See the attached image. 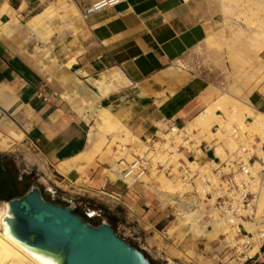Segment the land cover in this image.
I'll return each instance as SVG.
<instances>
[{
  "label": "crops",
  "instance_id": "obj_1",
  "mask_svg": "<svg viewBox=\"0 0 264 264\" xmlns=\"http://www.w3.org/2000/svg\"><path fill=\"white\" fill-rule=\"evenodd\" d=\"M99 1L70 0L83 19L82 31L53 40L48 47L29 42L26 28L44 0H0V31L12 20L18 23L9 26L10 33H0V132L21 134L19 142L13 141L14 151L28 153L26 163L44 174L42 181L49 180L47 171L57 176L53 183L60 196L75 201L74 210L89 219L100 218V223L130 238L127 242L150 263L166 261L170 255L166 246L203 254L204 242L189 239L174 247L173 241L157 238L159 230L168 227L171 211L151 187H127L118 176L111 180L97 162L78 165L83 175L77 168L61 175L56 168L87 147L88 124L68 99L80 84L95 91L90 81L101 74L117 70L127 80L100 105L140 142L156 140L163 132L159 127L163 120L182 128L204 110L212 95L210 81L191 75L179 85L183 77L172 69L203 44L216 23L218 5L215 0H128L87 13ZM188 16L191 22L185 19ZM25 18L30 19L24 22ZM259 59L264 65V52ZM248 102L254 114H264V83L251 92ZM109 194L115 200L108 199ZM237 264H264V247L253 260Z\"/></svg>",
  "mask_w": 264,
  "mask_h": 264
},
{
  "label": "rangeland",
  "instance_id": "obj_2",
  "mask_svg": "<svg viewBox=\"0 0 264 264\" xmlns=\"http://www.w3.org/2000/svg\"><path fill=\"white\" fill-rule=\"evenodd\" d=\"M215 2L218 5V16L214 28L209 31L213 33V39L209 44H202L196 51L188 53L181 60L182 69L180 70L185 73V79L183 78L184 83L190 79L191 75H204L210 81L209 83L211 86L209 87V90L212 91V95L208 100V103H210V106H212L213 102H216V100H218L219 98H223L222 105H226L228 111H214V114L224 116L228 121L226 126H241L242 121L245 117H251L254 120V123H256L254 112L246 110L242 106L244 104H249L248 97L251 92L253 90H256L260 85L264 83V73L263 69L261 68L262 62L259 59V55L262 54L264 50L259 53L249 52L248 47L251 43L250 40L243 36L234 37L232 31H235L236 27L230 21H232L231 17L237 9L239 10L237 13L239 17L237 22L241 26H259L260 21L264 17V0H215ZM256 4H261V6H257ZM41 12H44L45 16L44 18H42L40 23L43 24L44 28L48 29L45 30V33L42 35V37L49 38V43L45 44L43 40H41L42 37L36 38L34 33L28 30L29 32L27 34L29 35L28 37H30L29 42H39L43 46L47 45L48 47H51V42H53V40H63L68 35L77 36L79 32L82 31L83 19L74 9V7L72 8L70 0L66 2L65 0H44V4L41 10L37 12V14ZM73 16H77V21L74 23L73 30L66 32V27L69 24L68 17ZM30 18H25L23 19V21L27 22ZM183 79H180L179 81ZM82 100L85 102L86 98H82ZM70 102L74 112L77 108H82L80 106L81 101L79 98L70 100ZM97 107H103L100 105V101L97 103ZM115 119L119 123L118 127L116 128V130H112L107 134V136H105L104 143L101 146V153L98 154L99 156L95 153L91 154V160H89L87 163L88 165H93L95 162H97L103 165L108 170L107 174L110 175L111 180L116 179V176L113 172H115L117 175L124 166H117L116 163L121 158H124L126 163H130L132 161L131 152L134 151L133 148L138 143V138L131 136V134L128 133V131L123 126H121V123L117 120L116 117ZM87 124L89 127V122H87ZM253 126L254 124L249 127L251 132L253 134H257L264 140V129H255L253 128ZM159 127L162 129V131L166 129L162 125H159ZM184 131L186 132V135H188L190 140L196 142L197 144L207 139V143H209L214 138L213 136L212 138L207 136V131L209 135L212 132V129H208L206 125L200 126L197 131H193V129H191L190 132L186 130ZM2 134L4 136L7 135V133L5 134V132H2ZM131 138L133 141V145H130ZM219 139L222 140L223 137L220 136ZM16 142H19V140H16ZM110 144L111 154L110 156H108L104 153L106 151V147ZM129 145L131 146V148L127 150L125 147ZM226 146L228 147L227 143L223 141V147ZM122 148L123 151L121 152ZM0 154V156H3V158L0 160V169H2L3 172L9 174V179L17 177V182L19 183H17V189L19 192H21L24 186L29 183L31 184V187L36 186L40 189L42 197L45 200L49 201L51 199H54V203L62 206H68L60 199L52 197V195L48 192V188L58 190V188L55 187V183H53L54 180H58L57 176H55L54 174L51 175V173L47 171L49 180L46 179L45 182L42 181L41 177H44V174L38 171L35 166H31L26 163L28 162L26 161L28 153L24 149L23 153L14 151L13 142H10L9 148L5 152ZM13 160H15V162L18 164V168L15 167ZM21 161H23V165ZM113 165H115V167ZM109 169L113 172H110ZM82 170L83 169L80 168L77 169L80 175H83ZM24 178H26V180ZM161 179L166 180L162 177H159L156 180L157 183L149 187L152 188V191L157 196V199L159 200L161 205L165 206L167 202L165 203L164 196H162V194L160 193L162 182ZM145 181L148 182L147 180ZM168 182L173 186H180L179 184H176L174 182ZM78 183L79 181L76 184ZM44 185H46V188H44ZM180 191L181 190L178 191V187L173 190L174 196H176ZM262 197V200H264V196ZM15 198L19 197L16 196ZM262 200L260 203L258 214H262V212L264 211V202L262 203ZM2 203L5 202H0V205ZM74 212L79 216H85L84 212H78L77 210H74ZM179 220L180 219L174 221L171 218L168 219V227L173 225L178 227L180 225ZM88 221V223L93 226H97L100 224V218H91ZM218 223H221V221H219ZM166 230L167 228L159 230L157 238L167 242L173 241L172 243L174 244V247H178L179 245L181 247V245H183L186 241H188L189 239H193L194 241L198 240V242L200 243H206V248L203 254L199 253L196 255L193 254L191 256L187 251L183 252V249L181 250V248L178 250L166 246L167 252L170 255L166 259V261L162 262L161 264H169L168 260H171L174 264H200V261H202L203 264H231L228 261V257L230 256L231 252L220 253L222 247L218 246L217 240H221V238H217L212 242H208L207 238L203 239L202 237H194L192 236V234H181L182 232L179 230L175 231L172 235L167 236ZM212 230V224L210 225V228L205 229L206 232H210ZM116 233L119 237H123L122 239H126L125 241L130 240V238L124 236L122 233ZM221 233L222 232H220L219 235ZM233 264L237 263L233 262Z\"/></svg>",
  "mask_w": 264,
  "mask_h": 264
},
{
  "label": "built area",
  "instance_id": "obj_3",
  "mask_svg": "<svg viewBox=\"0 0 264 264\" xmlns=\"http://www.w3.org/2000/svg\"><path fill=\"white\" fill-rule=\"evenodd\" d=\"M127 1L100 0L87 13L114 8ZM162 123L166 129L156 140L138 141L130 163L124 158L116 163L124 165L118 179L127 187L151 186L159 177L179 184L182 191L165 206L171 211V219L178 220L189 211L206 229L211 224H221L227 230L218 236L220 253L231 252L228 261L236 263L253 260L264 247V211L258 214L259 200L264 196V140L251 132L249 127L254 120L245 117L241 126L232 125L229 131L226 124L213 127L212 134L219 132L223 139L220 142L213 139L210 144L191 141L184 128L170 120ZM223 141L229 150L223 147ZM130 142L133 145L132 138ZM130 145L125 148L129 150ZM216 147L223 151L221 158L216 156ZM48 192L75 209V201L60 196L59 190L48 188ZM107 198L115 200L113 194ZM243 223L249 224L253 231L248 232ZM253 235L259 243L256 253H252L256 245L251 242Z\"/></svg>",
  "mask_w": 264,
  "mask_h": 264
},
{
  "label": "bare ground",
  "instance_id": "obj_4",
  "mask_svg": "<svg viewBox=\"0 0 264 264\" xmlns=\"http://www.w3.org/2000/svg\"><path fill=\"white\" fill-rule=\"evenodd\" d=\"M68 0H65V2ZM258 3V2H257ZM257 6H261V4H256ZM70 6V5H68ZM73 8V6H72ZM75 9V8H74ZM238 11L236 9V12L231 17L233 25L236 27L235 31L233 32L234 37L243 36L250 40V45L248 47L249 52L253 53H259L264 50V17L260 21L259 26L257 27H245L241 26L237 20H238ZM45 12V11H44ZM41 12L39 14H36L33 16L27 23L26 28H28L31 32L34 33L36 38L42 37V35L45 33V30H48L47 28H44L43 24L40 23L42 18H44L45 13ZM185 19L190 20V16L186 17ZM77 21V16L68 17L69 24L66 27V32L73 30L74 23ZM17 21L12 20L8 26H3L0 33L8 34L10 33V27L17 26ZM181 27L177 28V31H180ZM213 39V33L208 32L206 39L204 40L203 44L207 45L209 44ZM45 44L49 43V38H41ZM198 49V48H197ZM197 49L193 50L192 52L196 51ZM261 65V64H260ZM261 68L263 69L264 73V65H261ZM180 69H182L181 61L178 60L174 63V67L172 69V72L175 74H179L181 77L185 79V73L182 72ZM184 79L179 81V85H182L184 83ZM91 82L92 87L95 89L93 91L92 89H89L86 86H83L82 84L79 85V88H77V91L74 95H72V98H69L68 100H73L76 98H79L81 101V107L77 108L75 110V113L80 116L82 119H85L87 122H89V130L87 133V147L84 150L83 153H81L79 156L75 157L74 159L66 162H62L57 166V172L61 175H67L74 169H78V165L83 163H88L89 160H91V154L95 153L96 155L101 153V146L104 143L105 136L112 130H116L118 127V122L116 121L114 115L110 112L109 109L103 108V107H97V103L102 99L107 97L109 94L118 91L121 87L126 85L128 82L124 78V76L117 70H113L111 72H107L105 74H101L98 79H94ZM79 84V83H78ZM82 98H86V101L84 102ZM223 98H219L216 100V102L212 103V106H210V103L206 101L205 109L199 113L192 122L186 124L183 128L184 130L190 132L191 129L193 131H197L200 126L206 125V127L209 129H212L215 126L221 127L223 124H227L228 121L224 116L215 115L214 111L216 112H225L228 111V108L226 105H222ZM246 110L253 111L250 104H244L242 106ZM212 118V119H209ZM256 123H254L253 128L255 129H264V114L256 113L255 114ZM228 128V131L230 129V126H226ZM7 135L4 136L2 132H0V153L5 152L9 148V143L13 142L15 140H20L22 138V135L19 133H15L13 131L6 130ZM207 136L214 137L213 139H216L217 142H220L219 139L222 135L218 132L216 134H212V132ZM212 139V140H213ZM206 143L207 140H203ZM210 144V142L208 143ZM226 150H229V147H225ZM105 155L110 156L111 154V144L106 147V151L104 153ZM223 154V151L220 150L218 147H216V156L221 157ZM99 156V155H98ZM115 167V165H113ZM110 172H113L112 170ZM115 176V172H113ZM161 194L164 196L165 203L170 202L172 203L176 198H174L173 190H175L178 187V191L181 190L180 186L174 185L169 183L166 180L161 179ZM182 191V190H181ZM263 197L259 200V208L260 203ZM264 200H262V203ZM167 204V203H166ZM11 216L9 215L8 206L6 203H2L0 205V264H62V260L59 256H53L50 254H47L45 252H39L36 250H33L24 244H21L19 241H17L15 238H13L10 234H8L7 220H10ZM180 219V225L176 227L175 225L167 227L166 235H172L175 231H181V234H192L194 237H202L207 238L208 242H212L218 238V235L220 232H224V230L227 228L223 225L217 224L212 225L213 230L210 232H206L205 226H202L200 224L196 223L194 213H190L189 211L182 214ZM244 228L248 232H252L253 228L249 226V224L243 223ZM254 236V235H253ZM257 237L254 236L251 242H254L256 245L254 246V250L252 253H256L259 248V243L256 241ZM191 256L193 253L191 251L188 252ZM169 264H174L171 260H168ZM200 264H203L202 261H200ZM233 264V263H231Z\"/></svg>",
  "mask_w": 264,
  "mask_h": 264
},
{
  "label": "water",
  "instance_id": "obj_5",
  "mask_svg": "<svg viewBox=\"0 0 264 264\" xmlns=\"http://www.w3.org/2000/svg\"><path fill=\"white\" fill-rule=\"evenodd\" d=\"M5 203L8 234L33 250L59 256L62 264H151L106 222L89 224L72 206L45 200L36 186Z\"/></svg>",
  "mask_w": 264,
  "mask_h": 264
},
{
  "label": "trees",
  "instance_id": "obj_6",
  "mask_svg": "<svg viewBox=\"0 0 264 264\" xmlns=\"http://www.w3.org/2000/svg\"><path fill=\"white\" fill-rule=\"evenodd\" d=\"M24 179L26 180V178ZM17 183V177L9 179V174L3 172L2 169H0V202L9 201L16 196L21 197L31 187V184L27 183L23 190L19 192L17 189Z\"/></svg>",
  "mask_w": 264,
  "mask_h": 264
},
{
  "label": "flooded vegetation",
  "instance_id": "obj_7",
  "mask_svg": "<svg viewBox=\"0 0 264 264\" xmlns=\"http://www.w3.org/2000/svg\"><path fill=\"white\" fill-rule=\"evenodd\" d=\"M50 202H54V199H51V200H49ZM80 217H82L86 222L88 221V217H86V216H80Z\"/></svg>",
  "mask_w": 264,
  "mask_h": 264
}]
</instances>
